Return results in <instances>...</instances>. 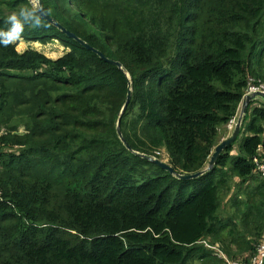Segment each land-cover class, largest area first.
Here are the masks:
<instances>
[{
    "label": "trees",
    "instance_id": "obj_1",
    "mask_svg": "<svg viewBox=\"0 0 264 264\" xmlns=\"http://www.w3.org/2000/svg\"><path fill=\"white\" fill-rule=\"evenodd\" d=\"M29 3L0 0V18ZM41 4L124 71L45 19L22 39L58 41L62 56L0 47V264L218 260L201 240L249 260L264 241V180L252 160L264 159V103L248 104L239 152L236 138L196 178L133 151L160 159L163 148L176 172L205 169L248 78L264 82V0ZM128 77L120 129L130 150L116 132Z\"/></svg>",
    "mask_w": 264,
    "mask_h": 264
},
{
    "label": "water",
    "instance_id": "obj_2",
    "mask_svg": "<svg viewBox=\"0 0 264 264\" xmlns=\"http://www.w3.org/2000/svg\"><path fill=\"white\" fill-rule=\"evenodd\" d=\"M44 19L47 20L48 22H50L51 24H53L55 27H57L62 33L66 34L68 37L76 40L80 45H82L86 49L91 50L92 52L96 53L104 61L109 62L111 64H114L119 69L124 71V68H123L122 64L119 61H115L113 59H110V58L106 57L101 51H99L98 49L92 47L86 41H84L83 39L78 37L75 33H73L72 31L68 30L65 26H63L61 23H59L52 16L47 15L46 13H44ZM130 97H131V81H130V78L128 77L127 95H126L125 102H124V104H123V106H122V108L120 110L119 116L117 118L116 132H117V135H118L120 141L129 150L131 148L128 145L127 141L125 140L124 136L122 135V132H121V129H120V121H121V117H122L123 113L125 112V110H126V108L128 106V103L130 101ZM251 101H258V102L264 103V93H262V92H254V93H251V94H247V95H245L243 97V99L241 101V104H240L241 111H240V114H239V116L237 118L236 125L234 126V129L232 130V132L228 136L223 138L214 147V150H213V152H212V154H211V156L209 158L208 164L205 167V169H203L202 171L195 172V173H179V172H176L174 170V168L169 163H167L165 161H161L159 158H157L155 156L144 154V153H139V152H136V151H133V152H134V154H136V155H138V156H140V157H142L144 159H147L148 161L153 162L158 167L164 169L168 173H170L173 176H175L177 179L190 180V179L196 178V177L202 175L203 173H205L206 171L212 169L214 167V165H215L220 153L228 145L232 144L236 140V138H237V136H238V134L240 132L242 118H243L244 114L246 113V108H247L248 104ZM263 264H264V261H263Z\"/></svg>",
    "mask_w": 264,
    "mask_h": 264
},
{
    "label": "clouds",
    "instance_id": "obj_3",
    "mask_svg": "<svg viewBox=\"0 0 264 264\" xmlns=\"http://www.w3.org/2000/svg\"><path fill=\"white\" fill-rule=\"evenodd\" d=\"M0 19L3 20V24L0 25V47H8L21 40L26 29L45 27L41 0H32L31 3Z\"/></svg>",
    "mask_w": 264,
    "mask_h": 264
},
{
    "label": "built area",
    "instance_id": "obj_4",
    "mask_svg": "<svg viewBox=\"0 0 264 264\" xmlns=\"http://www.w3.org/2000/svg\"><path fill=\"white\" fill-rule=\"evenodd\" d=\"M254 92L264 93V82L260 79L249 77L245 95ZM236 116L233 117L227 125V129H229L230 131H232L234 129V126L236 125ZM257 150L260 151V148L258 147ZM155 153L156 155H159V151H156ZM252 160L255 165L256 173L258 174L260 179L264 180V159L260 158L259 155H256ZM199 243L202 244L205 249L210 251L211 256L222 260L223 264H263L264 261V241L257 246L255 254L249 260L231 259L227 257L221 247V244L218 242L211 243L208 240H201Z\"/></svg>",
    "mask_w": 264,
    "mask_h": 264
},
{
    "label": "rangeland",
    "instance_id": "obj_5",
    "mask_svg": "<svg viewBox=\"0 0 264 264\" xmlns=\"http://www.w3.org/2000/svg\"><path fill=\"white\" fill-rule=\"evenodd\" d=\"M30 2L32 0H29ZM16 50L18 52H24L27 48H33L37 51L42 52L43 54H45L47 57L52 58V59H56L60 56H62L66 49L60 45V43L58 41H52L46 45L40 44L38 42H33V41H25L23 39L19 40L18 42H16ZM241 111V106H239L238 112H237V118L240 114ZM20 132H23V128H19ZM232 131H230L229 129H227V131L225 133H223V135L225 134V137L228 136ZM225 137H222L225 138ZM221 139V140H222ZM244 137H243V133L240 134V136L237 138L236 142L234 143V149L236 150V152H239V149L243 143ZM160 160L161 161H165L167 163H169L168 161V155L165 153V150L162 148L159 150V155ZM233 209L227 205L225 208V211L223 212V215H226L227 213H232Z\"/></svg>",
    "mask_w": 264,
    "mask_h": 264
},
{
    "label": "crops",
    "instance_id": "obj_6",
    "mask_svg": "<svg viewBox=\"0 0 264 264\" xmlns=\"http://www.w3.org/2000/svg\"><path fill=\"white\" fill-rule=\"evenodd\" d=\"M223 137H225V134L223 135ZM201 261H203L205 264H223V263H221V260H219V259L218 260L213 259V263H210V262H205L204 260H201V259H198V258L194 259V264H201Z\"/></svg>",
    "mask_w": 264,
    "mask_h": 264
}]
</instances>
